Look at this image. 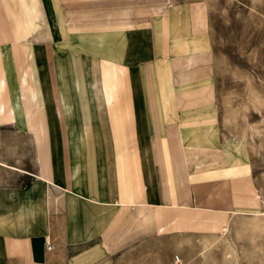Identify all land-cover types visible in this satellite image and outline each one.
I'll return each instance as SVG.
<instances>
[{"label":"crops","instance_id":"1","mask_svg":"<svg viewBox=\"0 0 264 264\" xmlns=\"http://www.w3.org/2000/svg\"><path fill=\"white\" fill-rule=\"evenodd\" d=\"M197 14L0 0V264H202L263 209Z\"/></svg>","mask_w":264,"mask_h":264},{"label":"rangeland","instance_id":"2","mask_svg":"<svg viewBox=\"0 0 264 264\" xmlns=\"http://www.w3.org/2000/svg\"><path fill=\"white\" fill-rule=\"evenodd\" d=\"M177 2L191 4L212 40L222 125L229 138L246 144L264 210V0ZM255 226L236 224L216 239L206 264H264V222Z\"/></svg>","mask_w":264,"mask_h":264},{"label":"bare ground","instance_id":"3","mask_svg":"<svg viewBox=\"0 0 264 264\" xmlns=\"http://www.w3.org/2000/svg\"><path fill=\"white\" fill-rule=\"evenodd\" d=\"M232 221L234 222V224H231L230 232H229L230 234H231V231H232V229L234 228V226L236 224L235 218ZM260 222H262V223L264 222V210H261L260 212L252 213V214H249V215L241 214V220H240L239 226L241 227L242 230H243V228L245 226L255 229L256 227H258V226H255V225H257ZM254 229H252V230H254ZM217 239L219 240V237H217ZM202 240H204V239H202ZM207 240H209V239H207ZM207 240L205 242L202 241V246H201V249H200V260H201L202 264L203 263H207L208 260L212 261L211 254H212V244H213L214 240L213 241L212 240L211 241L210 240L207 241ZM228 257H230V256H228ZM228 257L226 256L225 259L227 260ZM231 260H232V258H231ZM229 264H230V262H229Z\"/></svg>","mask_w":264,"mask_h":264},{"label":"built area","instance_id":"4","mask_svg":"<svg viewBox=\"0 0 264 264\" xmlns=\"http://www.w3.org/2000/svg\"><path fill=\"white\" fill-rule=\"evenodd\" d=\"M226 228H227V227H226ZM226 228L223 229V232H225V229H226Z\"/></svg>","mask_w":264,"mask_h":264}]
</instances>
